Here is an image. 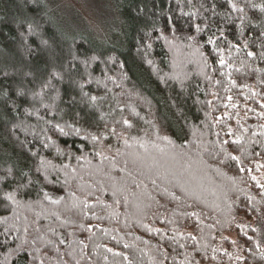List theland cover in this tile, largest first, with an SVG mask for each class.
<instances>
[{
    "label": "trees",
    "instance_id": "16d2710c",
    "mask_svg": "<svg viewBox=\"0 0 264 264\" xmlns=\"http://www.w3.org/2000/svg\"><path fill=\"white\" fill-rule=\"evenodd\" d=\"M114 3L0 0V264H264V0Z\"/></svg>",
    "mask_w": 264,
    "mask_h": 264
},
{
    "label": "rangeland",
    "instance_id": "374dc122",
    "mask_svg": "<svg viewBox=\"0 0 264 264\" xmlns=\"http://www.w3.org/2000/svg\"><path fill=\"white\" fill-rule=\"evenodd\" d=\"M58 21L69 32L116 40L122 22L114 0H46Z\"/></svg>",
    "mask_w": 264,
    "mask_h": 264
},
{
    "label": "snow or ice",
    "instance_id": "6c2138e0",
    "mask_svg": "<svg viewBox=\"0 0 264 264\" xmlns=\"http://www.w3.org/2000/svg\"><path fill=\"white\" fill-rule=\"evenodd\" d=\"M232 7H233L234 9L237 8V6H236L235 4H233ZM237 10H238V11H243V9H237ZM199 30H200V28H199V26H197V31H199ZM209 43H213V41L210 39V40H209ZM249 55H252V53H249ZM220 63L223 64V63H224V60L221 59ZM57 75H58V74H57ZM93 99H94V98H93ZM229 99H231V98L229 97ZM124 123H125L126 125H128L129 127H131V125L129 124V122H128L127 120H125ZM60 131L63 132L64 130L61 128ZM77 131H78V130H77ZM113 131H115V129H113ZM93 139L95 140V139H97V138H96V137H93ZM165 139H167V138H165ZM125 143H127V141H125ZM169 143H171V141H169ZM232 159H233V160H237L238 157H232ZM41 163H43V161H42ZM244 170H245V169H244L243 167H241V168L239 169V171H244ZM252 179H253V180H256V177L253 176ZM257 183H259V181H257ZM260 186H261V187H264V184H262V185H260ZM173 196H174V194H173ZM7 198H8L9 200H14V197H13V195H12L11 193L7 194ZM174 198H175V196H174Z\"/></svg>",
    "mask_w": 264,
    "mask_h": 264
}]
</instances>
